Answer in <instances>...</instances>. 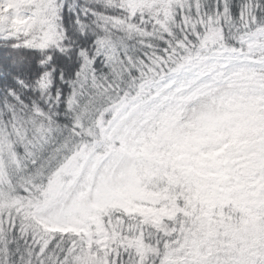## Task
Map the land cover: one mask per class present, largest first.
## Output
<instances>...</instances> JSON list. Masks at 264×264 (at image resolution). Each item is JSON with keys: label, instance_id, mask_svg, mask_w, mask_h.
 Listing matches in <instances>:
<instances>
[{"label": "snow or ice", "instance_id": "obj_1", "mask_svg": "<svg viewBox=\"0 0 264 264\" xmlns=\"http://www.w3.org/2000/svg\"><path fill=\"white\" fill-rule=\"evenodd\" d=\"M0 264H264V0H0Z\"/></svg>", "mask_w": 264, "mask_h": 264}]
</instances>
